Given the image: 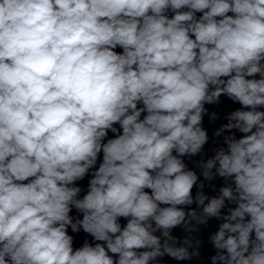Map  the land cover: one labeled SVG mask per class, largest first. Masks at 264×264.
<instances>
[{
  "label": "clouds",
  "instance_id": "1",
  "mask_svg": "<svg viewBox=\"0 0 264 264\" xmlns=\"http://www.w3.org/2000/svg\"><path fill=\"white\" fill-rule=\"evenodd\" d=\"M211 220L264 264V0H0V264L202 261Z\"/></svg>",
  "mask_w": 264,
  "mask_h": 264
}]
</instances>
